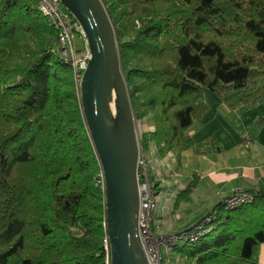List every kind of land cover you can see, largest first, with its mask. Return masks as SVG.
<instances>
[{
    "label": "trees",
    "instance_id": "obj_1",
    "mask_svg": "<svg viewBox=\"0 0 264 264\" xmlns=\"http://www.w3.org/2000/svg\"><path fill=\"white\" fill-rule=\"evenodd\" d=\"M133 1L116 32L133 108L154 119L142 146L177 158L221 151L189 129L208 108L205 88L241 112L264 100V0ZM59 47L37 0H0V264H111L101 164ZM248 192L236 208L218 202L212 228L172 250L186 264H260L264 182Z\"/></svg>",
    "mask_w": 264,
    "mask_h": 264
},
{
    "label": "water",
    "instance_id": "obj_2",
    "mask_svg": "<svg viewBox=\"0 0 264 264\" xmlns=\"http://www.w3.org/2000/svg\"><path fill=\"white\" fill-rule=\"evenodd\" d=\"M81 23L91 58L80 82L82 106L104 171L111 264H150L138 229L139 140L116 28L103 0H62ZM115 85L126 115L114 133L109 101Z\"/></svg>",
    "mask_w": 264,
    "mask_h": 264
},
{
    "label": "crops",
    "instance_id": "obj_3",
    "mask_svg": "<svg viewBox=\"0 0 264 264\" xmlns=\"http://www.w3.org/2000/svg\"><path fill=\"white\" fill-rule=\"evenodd\" d=\"M204 96L208 108L190 127L189 135L194 143L216 136L222 150L198 154L191 147L180 158L169 152L163 158L154 155L152 159L154 175L162 178L158 192L160 207L176 220H187L178 226L180 229L199 220L235 191L254 190L264 182V100L241 112L238 103L223 102L208 88L204 89ZM247 134L253 139L250 146L246 145ZM194 180L191 191L183 196L182 192ZM164 216L162 213L161 218ZM259 261L264 264V244L260 247Z\"/></svg>",
    "mask_w": 264,
    "mask_h": 264
},
{
    "label": "built area",
    "instance_id": "obj_4",
    "mask_svg": "<svg viewBox=\"0 0 264 264\" xmlns=\"http://www.w3.org/2000/svg\"><path fill=\"white\" fill-rule=\"evenodd\" d=\"M38 8L46 16L53 27L58 31L59 35V52L66 57L76 73L77 81L81 82L83 74L88 67L91 58L90 47L85 31L76 18V16L65 6L62 0H37ZM81 40V47H78L75 39ZM246 145L252 143V136L246 135ZM154 151L158 152V148L154 145L146 149L142 144H139V156L137 164V176L139 184V214H138V229L142 245L148 257L150 264H161L163 247L173 248L180 239L192 240L198 239L210 228L206 226L216 218V211H209L208 214L189 230L171 234L168 237H162L158 234L160 228L161 214L167 213L164 207H160L158 200V189L162 178L155 176L151 158ZM152 156V157H151ZM98 181H100L105 190L104 171L101 166ZM106 194V192H105ZM253 196L250 192L240 189L231 195L223 198L226 208L233 209L246 202H250ZM164 210V211H163Z\"/></svg>",
    "mask_w": 264,
    "mask_h": 264
},
{
    "label": "rangeland",
    "instance_id": "obj_5",
    "mask_svg": "<svg viewBox=\"0 0 264 264\" xmlns=\"http://www.w3.org/2000/svg\"><path fill=\"white\" fill-rule=\"evenodd\" d=\"M103 1H104L105 5L108 9V12H109L111 18H112V21L114 23L115 28H117L120 25L126 24V23L129 24L130 17L126 16L124 14V12L125 11L130 12L133 10V6H134L133 0H127L128 3L121 4V6H119L117 8H115V7L111 8L110 1L109 2H108V0H103ZM117 14H121V15H120L118 23L116 24L114 22V20H116ZM136 23L139 24L138 21ZM75 41H76L77 46L81 47L80 46L81 40L76 38ZM135 114H136V111H135ZM136 126H137V134H138L139 144L141 145L140 137L142 136V134L144 132L153 130L155 128L154 119L151 115H148V116L143 117V118H139L138 115L136 114ZM154 145L155 144L151 145L152 150L154 148ZM153 156L156 158H158V157L163 158L164 155L160 154L159 151H158V155H156V151H154ZM152 159L153 158H151L152 167H153ZM159 190H160V187L157 191L159 192ZM166 194H167V197H170V193H166ZM165 214L166 215L164 216V218L163 219L161 218V220H159L161 225H160L158 234L162 237H168L171 234L181 232L182 230L193 225L196 222V220H195V222L190 223L187 226L180 229L178 226L182 223H185L187 220H182V219L176 220V218L170 217V214H167V213H165ZM178 222H179V224H178ZM175 230H177V231H175ZM181 244L182 243H180L179 245H181ZM161 264H186V263H185V259L180 254L175 253L172 249H170L168 247H163Z\"/></svg>",
    "mask_w": 264,
    "mask_h": 264
},
{
    "label": "bare ground",
    "instance_id": "obj_6",
    "mask_svg": "<svg viewBox=\"0 0 264 264\" xmlns=\"http://www.w3.org/2000/svg\"><path fill=\"white\" fill-rule=\"evenodd\" d=\"M109 108H110V116L112 120V126L115 134H118L121 129V125L125 124L127 119L124 113L118 91L113 86L110 101H109Z\"/></svg>",
    "mask_w": 264,
    "mask_h": 264
}]
</instances>
